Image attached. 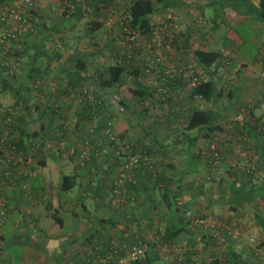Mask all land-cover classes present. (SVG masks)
I'll return each instance as SVG.
<instances>
[{
	"label": "crops",
	"instance_id": "crops-1",
	"mask_svg": "<svg viewBox=\"0 0 264 264\" xmlns=\"http://www.w3.org/2000/svg\"><path fill=\"white\" fill-rule=\"evenodd\" d=\"M118 3L92 0L91 9L82 10L74 22L61 13L60 0H34L21 25L0 8V37L5 35L0 39V208L5 209L0 264H99L96 245L104 253L110 241L121 244L138 238V258L144 264H264V20L253 10L258 0H243L237 9L220 0H165L163 9L156 6L151 22L154 16L163 21L171 15L178 18L175 52L183 57L178 64L186 58V65L190 61L199 70L194 49L219 51L215 63L202 71H208L220 94L210 101L190 100L186 82L170 85V104L179 109L172 120L182 113L179 120L185 126L172 128L178 135L172 142L154 120L148 122L149 136L140 131L137 118L130 117L121 131L131 144L148 149L157 179L149 175L143 182L126 181L115 192L120 157H114L110 147L105 159L92 150L97 146L100 151L106 143L102 132L109 116L93 103L84 84L83 107L75 111L78 118L69 117L72 91L80 89L77 81L68 80V39L76 23L99 20L97 29L88 31L89 25H84L86 34L108 35L110 40L111 30L102 20L109 8H119ZM205 7L211 12L208 17ZM197 16L206 23L198 25ZM56 36L61 40L54 45ZM88 44L79 47L75 64L78 55L89 54ZM137 89L145 91L141 98L152 92ZM192 104L215 109L220 130H202L189 145L187 132L197 134L186 129ZM241 109L244 120L237 121ZM84 139L89 147L83 163L72 158L85 146ZM212 142L220 147L222 160L225 151L243 156L244 150L251 152L256 160L252 176L242 171L249 161L223 172L212 168L207 149ZM66 176L70 189L78 188L75 195L59 189ZM94 177L96 184L91 182ZM178 228L182 230L175 233Z\"/></svg>",
	"mask_w": 264,
	"mask_h": 264
},
{
	"label": "rangeland",
	"instance_id": "rangeland-1",
	"mask_svg": "<svg viewBox=\"0 0 264 264\" xmlns=\"http://www.w3.org/2000/svg\"><path fill=\"white\" fill-rule=\"evenodd\" d=\"M203 11L207 17H208V14H211L208 7H205ZM156 17L157 16H154V18L152 19L154 20V22H151L155 26L157 25ZM38 25L40 24L38 23ZM84 25L86 26L89 25V22H87V24H85L84 21L81 23H76L75 26L70 29V35L68 39V50H69L68 52V55H69L68 56V65H69L68 80L77 81V84L79 83V86H80V87L78 86V89H80L78 90V92L72 91L73 96L70 97V100H69V104H70L69 117L71 119L78 118V113H76L75 111H77L76 109L80 108L79 107L80 105L81 107H83L82 105L83 98H81L82 97L81 87L84 84L87 89L86 92L90 96L92 95L91 98H93V103L97 101V104L102 110V113L105 111L104 114H106V116H109V118H112L111 120L113 121V129H114V133L116 134V136L120 137L121 139H125L126 143L131 147V150L133 151V153H143L144 149H142L140 146H135L134 144H131L130 143L131 141L127 138V136L124 135V132L121 131V129L126 124V122L130 121L131 119L130 117L132 116H135L137 118V125L139 126L140 131L142 129L143 134H147L149 136L152 135L150 133L148 122L151 123L154 120L158 125H160L159 127H163V129L168 132V136L165 138L169 139L171 142L175 141L178 138V135L172 131V128L175 127V129L178 130V128L175 125H177L179 128L185 127L184 122H182V120H179L180 118L179 115H181L182 113L178 115L177 119L172 120V116H173L172 114H176V115L178 114V110H179L178 106H174V105L172 106L170 104L171 100H169V97H167V99L163 101H157L155 99H151V98H154L152 94L154 92V88L151 85H153L152 81H154L156 78H154L153 75H149L145 71L144 61L149 56L159 55L161 58L160 59L161 63L156 65V67L159 68L160 70H163V69L170 70L171 69L172 71H175L177 69L178 63H181L180 60L183 58L182 56H179L177 52H175L176 50L175 46L178 41L177 39L178 36L174 35L172 40L170 41L165 40L164 45H162V47L153 46L149 51H147V49H144L145 39H143L141 34H138L136 37V40L138 41V46L140 47L134 51L132 58H130V61L126 62L125 60L127 58L126 51L122 53L120 50L124 44L125 37L122 36L119 30V27L117 25L107 26L105 24V26L109 27L111 30L110 40H108L109 36L107 35V33H106L107 36H104V38L102 36L99 37L97 35L90 36V34H88L89 35L88 36L86 34ZM246 32L248 31L246 30ZM214 36L216 37V40H220L217 36V33H214ZM60 40L61 39H59V37L56 36V40H54V45H56V43H60ZM87 41L89 43L88 48L91 50L89 54H85V55L81 54L83 58L86 60V66H87L84 68V70H80L81 72H83V74H81L80 71L76 69L74 57L76 56L77 51H81L79 50V47L83 46V44L85 45ZM54 45H53V48H55ZM101 45L104 48H102V51H97L96 49H99ZM213 46H215V42L211 43V47ZM109 47L111 48L110 51H109ZM38 49L39 47H37L36 51H38ZM34 51L35 50H31L32 53ZM116 57L123 59L124 64H125L124 65L125 73L122 75V80L120 82H116L111 86H104L101 84V80L97 77L98 70L105 67L108 64H111V62H113ZM183 60H185V62L187 61L186 58ZM185 62H182L184 66L190 67L194 70H198L196 65L190 64V61L188 65H186ZM133 69H134V72L132 71ZM52 82H53L52 85H54V82H55L54 77L52 78ZM186 84L191 86L188 82H186ZM137 87L143 88V89L147 88L148 90H151L152 93H148L145 97L141 98L140 96L135 94L136 92H134V89H137ZM148 96L150 97L148 98ZM195 102L198 103V101H195ZM167 110H168V114H166ZM107 118H105V121ZM176 120L177 122H174ZM103 132H102V135L104 137L105 134ZM149 140L152 141V139H149ZM243 142L245 144H248L246 143V141H243ZM106 143H107V138H106ZM238 143H240V141H238ZM240 144L244 146L242 143ZM103 145H104V142L101 144V146ZM208 146H207V149L209 148ZM237 148H239V146ZM147 150H146V153L149 158V154ZM244 151L246 153L245 156H243L242 154H239L236 151L233 155H231L233 151L230 153L225 151L224 153L225 156L223 160L222 158L221 160L224 163L226 162L228 166L227 165L224 166L222 161H220L219 165L216 167H218L220 171L223 172L224 170H226V168L229 169V168L238 167L237 165H241L244 162L246 163L248 161L249 163L253 162L256 167V163H255L256 160L253 154L248 151L246 152V150ZM106 153L107 152H104V154L103 153L100 154L99 158L105 159ZM226 153H228L227 156H226ZM117 155H118L117 158L120 157L121 160L127 157L126 152H120ZM245 158H246V161H245ZM72 159L73 160L77 159L84 163V158H81L80 156L78 157L74 156ZM224 159L225 160L228 159V160L225 161ZM222 166L225 168H223ZM153 169L156 172V169L155 168ZM219 169H217V171ZM156 175H157V172H156ZM91 182L96 184L97 178L94 177V179H92ZM76 191H78L77 186H74L72 189H70V192L71 193L73 192L72 194L74 195ZM21 227L22 226H20L19 228ZM255 239H253L254 242H255ZM13 247L15 249H18L19 251V248H18L19 246H13ZM59 264H62V263H59ZM117 264H129V262L117 263ZM156 264H160V263H156ZM161 264H173V261H171V263L165 262Z\"/></svg>",
	"mask_w": 264,
	"mask_h": 264
},
{
	"label": "built area",
	"instance_id": "built-area-1",
	"mask_svg": "<svg viewBox=\"0 0 264 264\" xmlns=\"http://www.w3.org/2000/svg\"><path fill=\"white\" fill-rule=\"evenodd\" d=\"M71 1H73L76 5H79L82 10H87L89 8L91 9L90 6L92 0ZM127 1L128 0H117V2H119V8H109L102 21L107 26L117 25L119 27L120 33L123 37H125L124 44L120 50L122 53L126 51L127 58L125 60L126 62H129L130 58H132L134 51L140 47L138 46V41L136 40L138 34H141L143 39H145L144 49H147V51H149L153 46L162 47V45H164L165 40H172L176 30L180 31V29L178 25V18L175 15H171L168 21H163L161 18H157V25L155 26L151 23V29L148 33H142L139 29L132 28L128 25L129 6ZM33 6L34 0H5L1 4L0 8L2 12H5V14L11 16L15 21H19V25H21L23 23L24 16L30 13V9ZM196 23L198 25H203L206 23V20L202 16H197ZM32 29L33 28L30 27V30ZM4 37L5 35L0 37V39L2 40ZM160 59V56L156 55L149 56L144 61L145 71L149 75H153V77L156 78L154 81L151 80L153 84L151 86L154 88V92H151L154 98L151 99H155L157 101H163L167 99L169 95L170 78L177 77V79H179L180 81L188 82L191 86L196 84L200 79L210 78V76L208 75V71H202V68L199 70H194L190 67L184 66V64H178L177 69L175 71H172L171 69L160 70L156 67V65L161 63ZM111 64L120 65L124 64V61L123 59L116 57L114 61L111 62ZM262 72H264V65H262ZM150 96H148V98ZM166 114H168V110L166 111ZM244 116L245 109H241L235 114V120L243 121ZM111 119L112 118L108 117L103 126L104 134L108 136L107 143H104V145L100 147V151L99 147L97 146L92 147V150L96 155H99L101 152H106L112 143V146H116V153H127V157L121 160L120 168L116 177L113 180V190L115 192L119 191L126 181H131L133 183L139 181L143 182L148 171L151 172L150 179L154 180L156 172L151 166L146 150H143V153H133L131 147L126 143L125 139L117 137L114 133L113 121ZM109 142L110 144L108 145ZM84 145L85 148L83 147L79 151L78 156H80L81 158H88L87 150L89 147V141L84 139ZM209 150L211 153L210 160L212 162V166L216 167L219 165L222 158V152L220 150V147L216 143L212 142L209 145ZM242 170L246 173L252 172L255 170V164L253 162H250L246 166H243ZM4 212L5 209L0 208V219L4 215ZM197 222L199 223L201 221L198 220ZM228 233H231V231L228 230ZM141 245V240L138 238L130 242L124 241L121 244H117L116 242L110 241L104 253H100L98 251V245H96L94 248L97 252L99 264H117L127 262L130 263L131 261L136 260L142 253ZM262 250H264V247L262 248Z\"/></svg>",
	"mask_w": 264,
	"mask_h": 264
},
{
	"label": "trees",
	"instance_id": "trees-1",
	"mask_svg": "<svg viewBox=\"0 0 264 264\" xmlns=\"http://www.w3.org/2000/svg\"><path fill=\"white\" fill-rule=\"evenodd\" d=\"M164 1L165 0H129L128 25L134 29H139L140 32L142 33H148L151 29L150 15L155 11V8L158 4H160V7L163 9L166 6ZM220 1L222 5L231 6L236 9L240 5H244L242 4L243 0H220ZM60 8H61V13L65 17H67L69 21L75 22L77 21V19L81 18L83 14V11L80 8V6L76 5L71 0H60ZM253 10L257 15L258 19L264 20V0H258V6H253ZM101 24H102L101 21L93 20L89 25V27L87 28V30L90 31L97 29L101 26ZM219 55H220L219 51L216 50L196 48L193 51L194 60L197 64L201 65V68H207L212 66L215 63V61L218 59ZM45 56L46 58L48 57V55ZM48 58H53V57L49 56ZM76 60H77L76 69L78 71L86 67V61L85 59H83L82 55L78 56ZM124 65L125 64H120V65L108 64L105 67L99 69L97 73V77L101 80V84L104 86H111L116 82H120L122 80V75L125 73ZM132 71L134 72V69ZM179 81L180 80L177 79V77L169 79L170 85L177 84L179 83ZM142 91L143 90L140 89H134V92L139 93L140 97H142L143 95L142 93H145V91L144 92ZM219 94H220V90H218L214 79L210 77L208 79H200L196 84L192 85L191 90L188 93V97L190 98V100H193V98L195 97H199V99L210 101L215 99L217 96H219ZM218 118H219L218 112L215 109L198 107V106H194L193 104L190 105V108L188 110V116L186 117L187 120L186 129L188 130L195 129L197 134L194 135L191 134L189 135V133L186 134V140L189 143V145L195 143L202 130H204L203 133L208 132L209 130H215V129L220 130V126L217 123ZM105 137L108 139V136L105 135ZM109 144L110 142L108 143V145ZM110 149H112V154L114 155V157H117L118 156L117 154L119 153L115 152L116 146L115 145L112 146L111 143ZM210 159H211V153L208 148V162L210 163V166L213 168ZM254 171L249 173L243 171V174L250 177L252 176V173ZM150 173L151 172L148 171L146 176L148 177ZM156 177L157 176L154 177V181L157 179ZM71 187H72V183L69 180V176H66L65 180L59 184V189L64 191L70 189ZM52 217L58 223H61V218L57 213L53 212ZM194 219L196 220L195 222L198 221L197 218ZM181 230L182 228H178L175 230V233ZM129 264H144V262L142 258H138L134 261H131Z\"/></svg>",
	"mask_w": 264,
	"mask_h": 264
}]
</instances>
